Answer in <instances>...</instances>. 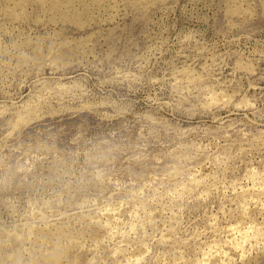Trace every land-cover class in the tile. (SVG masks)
<instances>
[{"label": "rangeland", "instance_id": "1", "mask_svg": "<svg viewBox=\"0 0 264 264\" xmlns=\"http://www.w3.org/2000/svg\"><path fill=\"white\" fill-rule=\"evenodd\" d=\"M0 264H264V0H0Z\"/></svg>", "mask_w": 264, "mask_h": 264}]
</instances>
